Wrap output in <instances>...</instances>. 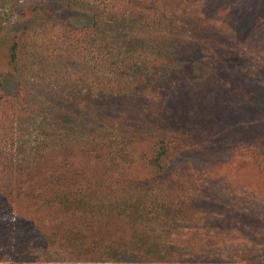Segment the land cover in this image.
<instances>
[{
  "label": "rangeland",
  "instance_id": "374dc122",
  "mask_svg": "<svg viewBox=\"0 0 264 264\" xmlns=\"http://www.w3.org/2000/svg\"><path fill=\"white\" fill-rule=\"evenodd\" d=\"M0 264H264V0H0Z\"/></svg>",
  "mask_w": 264,
  "mask_h": 264
}]
</instances>
